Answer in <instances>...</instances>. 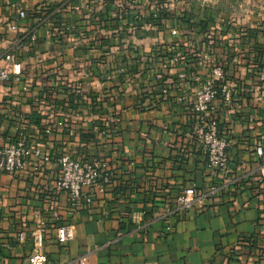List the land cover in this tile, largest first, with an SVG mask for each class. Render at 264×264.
Listing matches in <instances>:
<instances>
[{"label": "crops", "instance_id": "crops-1", "mask_svg": "<svg viewBox=\"0 0 264 264\" xmlns=\"http://www.w3.org/2000/svg\"><path fill=\"white\" fill-rule=\"evenodd\" d=\"M109 2L0 0V53L21 40L24 70L0 88L1 138L10 142L24 117L32 145L53 158H98L114 173L80 211L55 191L54 161L1 175L0 264H26L38 229L46 264H264V168L254 154L264 148V0H139L141 15ZM217 64L235 84L231 105L218 98L208 113L229 140L227 173L213 180L217 199L177 214L175 198L211 182L190 131L194 94ZM60 225L74 229L64 245Z\"/></svg>", "mask_w": 264, "mask_h": 264}, {"label": "built area", "instance_id": "built-area-1", "mask_svg": "<svg viewBox=\"0 0 264 264\" xmlns=\"http://www.w3.org/2000/svg\"><path fill=\"white\" fill-rule=\"evenodd\" d=\"M109 1L91 0V3L104 6L110 3ZM113 4L123 15L129 11L141 15L143 11L139 0H114ZM18 17L24 19L26 15L20 11ZM21 48L22 43L19 40L5 52L0 53V88L21 82L24 73L19 62ZM260 79L264 80L261 73ZM234 89L235 84L224 78L223 65L217 64L212 69L210 78L200 84L194 94L190 142L203 152L205 157L203 169L211 182L202 192L187 190L175 198L174 210L177 214L188 212L195 203L200 201L217 199L222 191V187L215 184L213 180L224 178L227 173L229 140L220 135L218 121L209 117L208 113L212 102L218 98L225 106L231 105ZM28 125L29 121L21 117L12 126L13 139L10 142H5L0 136V176L24 173L29 169L30 163L33 164L31 169L39 172L45 164L54 161L58 166L55 191L67 194L68 206L71 210L80 211L88 208L92 202L91 194L96 191L102 192L113 180L114 173L107 162L98 158L75 159L66 153L53 158L51 154L30 143L27 136ZM46 127L43 134L50 136L56 124ZM254 154L263 163L264 168V148L261 143L258 142L255 145ZM260 182L264 183V175ZM83 190H88V193H84ZM47 212L58 221V209L51 208ZM28 234L32 238V248L26 264H46L47 257L42 252L45 243L43 231L38 229ZM26 236L27 233L22 232L19 235V242H24ZM73 237L74 229L70 225H60L56 229V240L60 245L68 243Z\"/></svg>", "mask_w": 264, "mask_h": 264}]
</instances>
